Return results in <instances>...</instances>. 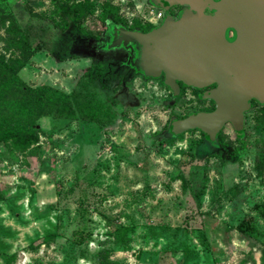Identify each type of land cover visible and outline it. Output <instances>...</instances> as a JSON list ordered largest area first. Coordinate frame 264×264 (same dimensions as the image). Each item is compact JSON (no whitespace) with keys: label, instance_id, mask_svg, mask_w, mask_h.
Listing matches in <instances>:
<instances>
[{"label":"rangeland","instance_id":"obj_1","mask_svg":"<svg viewBox=\"0 0 264 264\" xmlns=\"http://www.w3.org/2000/svg\"><path fill=\"white\" fill-rule=\"evenodd\" d=\"M187 11L163 0H0V54L18 52L4 39L11 23L35 25L34 42L46 28L20 78L67 93L89 80L111 112L105 123L44 114L30 148L0 142V264H264V102L251 101L239 130H177L215 101L148 65L145 34Z\"/></svg>","mask_w":264,"mask_h":264},{"label":"water","instance_id":"obj_2","mask_svg":"<svg viewBox=\"0 0 264 264\" xmlns=\"http://www.w3.org/2000/svg\"><path fill=\"white\" fill-rule=\"evenodd\" d=\"M163 1L188 4L192 11L145 34L149 68L163 72L171 85L216 84L207 92L215 109L193 114L177 130L199 127L214 134L227 123L241 129L251 100L264 102V0Z\"/></svg>","mask_w":264,"mask_h":264},{"label":"trees","instance_id":"obj_3","mask_svg":"<svg viewBox=\"0 0 264 264\" xmlns=\"http://www.w3.org/2000/svg\"><path fill=\"white\" fill-rule=\"evenodd\" d=\"M68 10L80 24L78 6L71 4ZM6 20L0 15V23ZM34 30L37 27L32 24L17 28L11 23L6 27L8 36L4 39L9 47L16 48L18 52L11 57H7L6 53L0 54V142L11 143L21 150L30 148L38 141L40 129L37 119L44 114L76 116L79 113L86 120L99 123H105L106 116H111L110 108L89 88V80L82 83L84 92L67 93L49 85L31 87L20 78L19 69L35 51L47 44L44 39L46 28L39 27L41 32L36 34V42L32 41ZM101 68V63H95L85 73L91 78L92 73ZM207 143L212 147L216 141L210 139Z\"/></svg>","mask_w":264,"mask_h":264},{"label":"flooded vegetation","instance_id":"obj_4","mask_svg":"<svg viewBox=\"0 0 264 264\" xmlns=\"http://www.w3.org/2000/svg\"><path fill=\"white\" fill-rule=\"evenodd\" d=\"M207 11H209V10H207ZM232 37H234V36H232ZM216 86V84H212V85H210V86H208L207 88H209V89H211V88H214ZM254 100V99H253ZM252 101V100H251ZM215 107H216V104H215ZM215 107H214V109H215ZM213 109V110H214Z\"/></svg>","mask_w":264,"mask_h":264},{"label":"built area","instance_id":"obj_5","mask_svg":"<svg viewBox=\"0 0 264 264\" xmlns=\"http://www.w3.org/2000/svg\"><path fill=\"white\" fill-rule=\"evenodd\" d=\"M161 15V14H160Z\"/></svg>","mask_w":264,"mask_h":264}]
</instances>
